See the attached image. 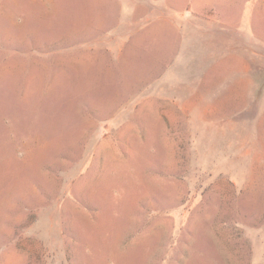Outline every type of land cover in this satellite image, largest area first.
I'll list each match as a JSON object with an SVG mask.
<instances>
[{
	"label": "rangeland",
	"instance_id": "obj_1",
	"mask_svg": "<svg viewBox=\"0 0 264 264\" xmlns=\"http://www.w3.org/2000/svg\"><path fill=\"white\" fill-rule=\"evenodd\" d=\"M0 264H264V0H0Z\"/></svg>",
	"mask_w": 264,
	"mask_h": 264
}]
</instances>
